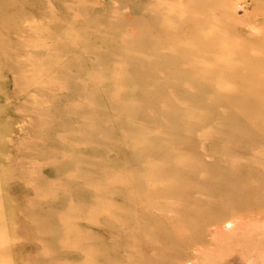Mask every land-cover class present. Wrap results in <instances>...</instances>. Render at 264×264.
I'll list each match as a JSON object with an SVG mask.
<instances>
[{
	"label": "rangeland",
	"instance_id": "1",
	"mask_svg": "<svg viewBox=\"0 0 264 264\" xmlns=\"http://www.w3.org/2000/svg\"><path fill=\"white\" fill-rule=\"evenodd\" d=\"M189 1L0 0V264H264V0Z\"/></svg>",
	"mask_w": 264,
	"mask_h": 264
},
{
	"label": "bare ground",
	"instance_id": "2",
	"mask_svg": "<svg viewBox=\"0 0 264 264\" xmlns=\"http://www.w3.org/2000/svg\"><path fill=\"white\" fill-rule=\"evenodd\" d=\"M228 1V0H227ZM227 1H225V5L227 6ZM188 3L191 5L192 3L188 0ZM230 6V5H229ZM199 7V6H198ZM227 9H228V6L226 7ZM230 9H231V7H229ZM184 10H185V8H183ZM187 9V8H186ZM184 12V14L186 13V11H183ZM227 13V12H226ZM188 15H189V13L187 14H185V16H186V18H185V23H184V26L186 27H188V28H190V20H191V18L190 17H188ZM228 15H229V13H228ZM194 18H196V17H194ZM199 18V17H198ZM199 28V27H198ZM198 28H196V29H198ZM41 32H44V31H42L41 30ZM202 32V31H201ZM205 32V31H204ZM203 37L205 38L206 36H204L203 35ZM182 40V39H181ZM198 40H200V38H198ZM182 42H183V40H182ZM190 43V42H189ZM183 45H186V42L184 41L183 43H182ZM193 45H195V44H193ZM66 46H68V45H66ZM187 46H190V45H188L187 44ZM186 46V47H187ZM193 47V46H192ZM202 47V43L201 42H199L197 45H195V47H194V49L193 48H191L190 47V50H192V51H188L189 52V54L191 55V56H193V53H195V54H197V55H194L195 57H199L198 59H201L200 57H203L202 55H200L199 56V54L198 53H200V51H201V48ZM207 48V47H206ZM182 50L184 51V53L186 54V50L184 49V47H182ZM205 50V49H204ZM220 50V49H219ZM186 51V52H185ZM222 51V50H221ZM205 53H206V50L204 51ZM212 52V51H211ZM192 53V54H191ZM205 53L203 54V51H201V53L200 54H203L204 55V57H205ZM213 53H215V51H213ZM217 53V52H216ZM220 53V52H219ZM222 53L224 54V51H222ZM259 54H260V52H259ZM225 55H227V54H225ZM261 55V54H260ZM193 56V57H194ZM223 56V55H222ZM203 57V58H204ZM224 57V56H223ZM226 59H228V58H226ZM197 60V59H196ZM258 60V59H257ZM204 61V60H203ZM203 61H202V63H203ZM228 61H229V59H228ZM255 61H253L252 62V66H250L249 65V63L248 62H246V65L248 66V67H250V68H255V67H257L258 69H261V72L264 70V60H259V61H256L255 63H254ZM194 63V62H193ZM202 63H200L201 65H202ZM251 63V62H250ZM199 64V63H198ZM199 64V65H200ZM242 64V63H241ZM242 65H244V64H242ZM241 65V67H243ZM240 66V65H239ZM239 66H237V67H239ZM231 67V66H230ZM245 67V66H244ZM248 67H245V69H247ZM231 68H233V67H231ZM236 67H235V65H234V69H235ZM240 68V67H239ZM229 69V68H228ZM238 68H236L235 70H237ZM204 70V69H203ZM238 70H240V69H238ZM254 70H256V68L254 69ZM253 70V71H254ZM231 71H233L232 69H231ZM236 71H234V73H235ZM238 72H240V71H238ZM258 72V71H257ZM233 73V72H232ZM233 73V74H234ZM198 74V73H197ZM237 74H239V73H237ZM263 74V73H262ZM246 75V74H245ZM254 76H256V74L254 75ZM254 76H253V78H254ZM249 77H250V79L251 80H249ZM249 77H247V80H248V82L250 81V82H252V77H251V75L249 76ZM258 77V76H257ZM259 78H261V77H259ZM255 81H256V78H255ZM257 81H258V79H257ZM253 85V87H254V84H252ZM257 85L259 86V84L257 83ZM259 88V87H258ZM256 89V88H255ZM257 90V89H256ZM262 90V89H261ZM260 91V90H259ZM243 92V91H242ZM258 92V91H257ZM248 103H250V104H252V105H250L249 107H247L246 105V109L247 110H249L250 108H251V106H254L255 104H254V102L253 101H251V102H248ZM260 104H262L263 106H260V108H262V109H264V103H262L261 101H259V100H257V105H260ZM245 109V110H246ZM244 110V111H245ZM250 111V110H249ZM244 113V112H243ZM262 164V163H261ZM261 180V179H260ZM258 183V182H257ZM182 194V193H181ZM202 215H204V214H202ZM215 230H216V228H215Z\"/></svg>",
	"mask_w": 264,
	"mask_h": 264
}]
</instances>
